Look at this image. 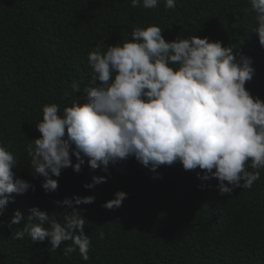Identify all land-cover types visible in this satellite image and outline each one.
<instances>
[{
  "label": "trees",
  "instance_id": "16d2710c",
  "mask_svg": "<svg viewBox=\"0 0 264 264\" xmlns=\"http://www.w3.org/2000/svg\"><path fill=\"white\" fill-rule=\"evenodd\" d=\"M255 17L250 0H176L173 9L165 0L154 8L143 0L135 8L131 0H0V142L11 144L16 176L34 186L13 193L0 215V264H264V169L251 188L221 195L216 178L202 179L204 170H185L179 161L154 173L131 156L104 172L84 157L81 171L63 169L54 177L58 189L46 192L28 154L41 135L37 123L46 104L61 111L73 100L83 104L86 89L101 83L91 81L89 52L132 39L137 26L156 24L167 41L196 35L233 46L237 58L253 62L246 88L264 99V46ZM97 175L106 182L86 188ZM117 191L128 194L122 206L103 207ZM77 195L95 196L94 203L74 205L91 238L88 260L78 250L64 255L70 241L50 251L48 240L14 238L33 222V207L62 223L73 208L56 202ZM16 210L24 219L9 228Z\"/></svg>",
  "mask_w": 264,
  "mask_h": 264
},
{
  "label": "clouds",
  "instance_id": "9594fccd",
  "mask_svg": "<svg viewBox=\"0 0 264 264\" xmlns=\"http://www.w3.org/2000/svg\"><path fill=\"white\" fill-rule=\"evenodd\" d=\"M160 0H143L154 8ZM139 0H131L135 8ZM256 13L259 42L264 46V0H250ZM173 9L176 0H165ZM156 24L135 27L132 39L88 54L95 87H88L87 102L73 100L62 111L56 103L43 107L37 123L41 135L28 147L35 175L44 177L46 192L56 191L63 169L81 171L84 157L92 170L108 171L109 164L134 156L154 173L162 165L182 163L185 170H204L202 179L218 180L221 195L235 188H251L264 169V99L254 97L246 82L254 74L252 59L234 53L222 41L192 35L167 41ZM65 95H68L65 93ZM62 113V114H61ZM11 144L0 142V215L13 193L34 186L14 172L17 158ZM77 158L73 163L72 156ZM250 162V163H249ZM249 167L255 171H249ZM56 177V178H54ZM93 176L86 188L106 182ZM117 191L103 207L116 209L127 197ZM95 196H75L57 201L73 208L63 222L33 207L15 237L27 234L33 243L48 240L55 251L70 241L64 255L79 251L89 258L91 238L85 234V217L74 205L94 203ZM24 219L16 210L8 227ZM101 238L103 233H100Z\"/></svg>",
  "mask_w": 264,
  "mask_h": 264
}]
</instances>
